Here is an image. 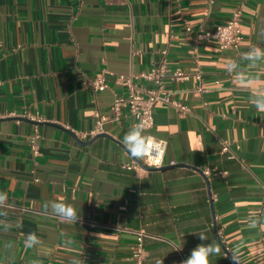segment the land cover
Listing matches in <instances>:
<instances>
[{
    "label": "crops",
    "instance_id": "obj_1",
    "mask_svg": "<svg viewBox=\"0 0 264 264\" xmlns=\"http://www.w3.org/2000/svg\"><path fill=\"white\" fill-rule=\"evenodd\" d=\"M238 8L239 49L195 42ZM253 48L264 50V0H0V264H130L141 230L153 236L143 264H180L212 241L211 264H264V112L250 102L264 93V58L246 59ZM164 60L186 75L165 87L189 110L157 103L144 131L167 142V167L128 169V107L105 135L81 136L128 93L121 76ZM101 75L107 88L91 89ZM58 198L78 222L44 208Z\"/></svg>",
    "mask_w": 264,
    "mask_h": 264
},
{
    "label": "built area",
    "instance_id": "obj_2",
    "mask_svg": "<svg viewBox=\"0 0 264 264\" xmlns=\"http://www.w3.org/2000/svg\"><path fill=\"white\" fill-rule=\"evenodd\" d=\"M243 15L240 8L236 9L231 18L223 23H219L213 30H199L195 35V42L197 44L209 40L218 41L222 49H239L243 41L242 30ZM186 32L190 35L192 28L186 27ZM185 79L186 75L181 71L172 70L164 60L160 65L154 66L150 71L142 72L138 75L121 76L120 83L128 84V93L117 95L112 104V114L110 116L103 115L100 111L95 110L94 116L97 118L96 127L89 133H84L81 137L86 139L88 136H95L104 132V125L107 122L120 120L123 115V109L128 107V115L134 118V126L140 124L144 125V130H149L154 126V108L159 102L173 103L177 105L183 113L188 112V108L171 101L170 94L165 87V79ZM145 80L153 84L152 88H147L136 82V80ZM87 85L95 90L102 91L108 86L104 75L98 76L89 82ZM32 141V149L35 154H38L37 139L39 138V130ZM160 146L158 154H150L143 160H135L126 165L128 169L147 171L148 168H160L165 165V153L167 142L165 140H154ZM221 153H229L231 157L234 154L231 151L228 141L222 143ZM207 173V172H206ZM92 226L96 223L91 222ZM137 241L133 248L130 264H143L146 257V250L144 246L145 237H153L146 231L141 230L136 233Z\"/></svg>",
    "mask_w": 264,
    "mask_h": 264
},
{
    "label": "clouds",
    "instance_id": "obj_3",
    "mask_svg": "<svg viewBox=\"0 0 264 264\" xmlns=\"http://www.w3.org/2000/svg\"><path fill=\"white\" fill-rule=\"evenodd\" d=\"M244 57L250 61H256L264 58V50L259 48H253L248 53L244 54ZM230 69H235L234 63L229 64ZM249 83H252L249 80ZM259 112H264V93L254 96L250 101ZM127 153L136 160H143L150 154H158L160 146L158 143L153 141V138L145 135L144 125L141 122L133 126L123 137L122 141ZM7 199V195L0 193V202ZM44 208L47 210L50 208L51 214L57 216L61 220L70 223H76L80 220L81 216L77 212L76 208L66 202L64 199L58 198L57 200L46 202ZM198 235L201 241H207L208 237L203 234ZM39 242V238L35 233H30L27 237V244L31 247L33 244ZM175 250H180L177 248ZM221 253V246L216 241L210 243L198 244L190 253L188 258L181 261L180 264H211V257L219 256ZM157 264H163V259L158 260Z\"/></svg>",
    "mask_w": 264,
    "mask_h": 264
},
{
    "label": "water",
    "instance_id": "obj_4",
    "mask_svg": "<svg viewBox=\"0 0 264 264\" xmlns=\"http://www.w3.org/2000/svg\"><path fill=\"white\" fill-rule=\"evenodd\" d=\"M102 135H105L104 133H101ZM167 166H162V167H160V168H148V167H146V169L147 170H160V169H164V168H166ZM202 172V171H201ZM229 253V252H228ZM230 254V253H229ZM233 258V257H232ZM238 264V263H237Z\"/></svg>",
    "mask_w": 264,
    "mask_h": 264
}]
</instances>
